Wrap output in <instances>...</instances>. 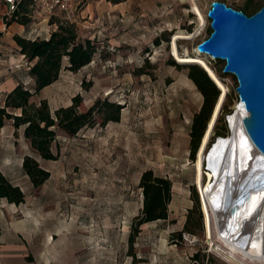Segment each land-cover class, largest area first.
<instances>
[{
  "label": "rangeland",
  "instance_id": "rangeland-1",
  "mask_svg": "<svg viewBox=\"0 0 264 264\" xmlns=\"http://www.w3.org/2000/svg\"><path fill=\"white\" fill-rule=\"evenodd\" d=\"M194 1L204 15L213 1L247 15L264 5V0ZM70 23L81 40L89 39L96 47L93 60L75 73L62 70L33 101L45 99L53 112L78 95L81 110L106 99L120 104L121 111L117 121L102 125L96 117L93 126L73 137L59 131L52 145L56 160H42L21 129L13 132L15 155L6 174L23 191V206L47 224L59 223L87 264H227L208 244L194 185L197 151L192 159L189 134L203 96L188 76L193 64L177 62L170 52L173 35L184 32L191 38L177 40L178 54L194 55L209 36L210 20L201 26L189 0H75ZM204 59L227 89L203 151L205 159L219 137L230 136L227 117L235 112L238 96L234 76L223 73L224 62ZM22 75L24 85L33 87L29 75ZM24 156L49 172L38 188L19 169ZM203 164V185L208 186L214 177ZM146 170L172 183L168 218L143 224L131 248L127 239L141 210L138 182Z\"/></svg>",
  "mask_w": 264,
  "mask_h": 264
},
{
  "label": "trees",
  "instance_id": "trees-1",
  "mask_svg": "<svg viewBox=\"0 0 264 264\" xmlns=\"http://www.w3.org/2000/svg\"><path fill=\"white\" fill-rule=\"evenodd\" d=\"M122 1L124 0H112L113 4ZM22 4L23 1L18 7ZM13 20L21 24L28 22L25 17H17ZM210 32L209 29V34ZM14 41L19 47L20 54L31 63L28 75L33 81V87L28 88L19 83L6 94L3 102L0 103V128L8 121L12 124L14 134L23 128V138L42 160L57 159V155L52 152V145L59 131L68 137H73L82 129L93 126L97 118L101 120L102 125L118 120L121 105L106 99L97 100L91 107L81 110V97L77 95L72 98L69 106L59 107L53 112L45 99L33 101L41 90L58 80L62 70L75 73L92 62L96 47L91 40L79 38L74 24L68 21L58 23L57 29L51 32L48 38L30 40L14 36ZM171 64L176 65L174 62ZM188 72L190 80L203 96L202 106L192 119L189 134L193 159L220 91L201 66L189 65ZM21 167L34 188H38L49 178V172L31 156H24ZM138 188L141 189L142 207L132 222L128 236L131 248L143 224L167 220L168 204L172 197L171 181L166 177L155 175L152 170H146L141 174ZM191 191L196 202L197 195L193 188ZM0 198H5L9 203L16 205L24 202L21 189L10 184L1 175ZM188 221L189 219L187 223ZM187 223L185 230L189 232ZM178 238H181V234H178ZM194 258L197 260L198 256L195 255Z\"/></svg>",
  "mask_w": 264,
  "mask_h": 264
},
{
  "label": "bare ground",
  "instance_id": "bare-ground-1",
  "mask_svg": "<svg viewBox=\"0 0 264 264\" xmlns=\"http://www.w3.org/2000/svg\"><path fill=\"white\" fill-rule=\"evenodd\" d=\"M189 3L199 24L205 25L207 13L204 15L194 0H189ZM187 34L176 32L173 35L171 54L181 64H200L216 87L221 88H218L219 100L208 121L194 164V185L200 195L208 244L211 251L227 264H264V157L250 143L242 128L244 110L239 105L228 118L232 138L219 137L221 141L217 142L211 153L213 182L208 186L203 185V151L227 89L204 59L206 55L197 50L194 55L188 52L178 54L177 40L191 38Z\"/></svg>",
  "mask_w": 264,
  "mask_h": 264
},
{
  "label": "crops",
  "instance_id": "crops-1",
  "mask_svg": "<svg viewBox=\"0 0 264 264\" xmlns=\"http://www.w3.org/2000/svg\"><path fill=\"white\" fill-rule=\"evenodd\" d=\"M6 11L7 5L0 0V103L15 86L19 83L24 85L22 74L28 75L31 66L20 54L14 36L30 40L48 38L58 23L65 21L60 14L46 16L31 0H23L22 6L12 16L6 17ZM17 17H25L28 22L21 24L13 20ZM20 129L23 132V128ZM13 132L10 121L0 128V175L19 187L6 174L11 168L8 162L15 155ZM22 161L20 158L18 166L27 176L22 170ZM23 205L25 202L16 205L0 198V264H87L78 258L75 244L71 243L70 235L62 232L59 223L47 224L31 215Z\"/></svg>",
  "mask_w": 264,
  "mask_h": 264
},
{
  "label": "water",
  "instance_id": "water-1",
  "mask_svg": "<svg viewBox=\"0 0 264 264\" xmlns=\"http://www.w3.org/2000/svg\"><path fill=\"white\" fill-rule=\"evenodd\" d=\"M207 16L211 32L197 46V52L213 60L223 61V73L234 76L237 82V107L240 105L244 110L242 128L250 143L264 157V5L255 13L247 15L223 2L213 1ZM215 107L216 104L209 119ZM207 127L208 123L205 131ZM230 132L229 140L233 135L231 126ZM219 140L211 146L204 159L205 169L211 173L214 167L211 166V153Z\"/></svg>",
  "mask_w": 264,
  "mask_h": 264
},
{
  "label": "built area",
  "instance_id": "built-area-1",
  "mask_svg": "<svg viewBox=\"0 0 264 264\" xmlns=\"http://www.w3.org/2000/svg\"><path fill=\"white\" fill-rule=\"evenodd\" d=\"M7 5L6 17L12 16L23 0H3ZM46 16L60 14L65 21H73L75 0H31Z\"/></svg>",
  "mask_w": 264,
  "mask_h": 264
}]
</instances>
